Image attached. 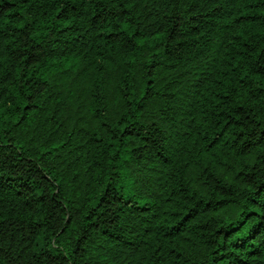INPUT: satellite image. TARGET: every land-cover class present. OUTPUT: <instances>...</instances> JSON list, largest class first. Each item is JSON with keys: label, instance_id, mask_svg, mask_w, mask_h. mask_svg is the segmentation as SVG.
<instances>
[{"label": "trees", "instance_id": "trees-1", "mask_svg": "<svg viewBox=\"0 0 264 264\" xmlns=\"http://www.w3.org/2000/svg\"><path fill=\"white\" fill-rule=\"evenodd\" d=\"M0 264H264V0H0Z\"/></svg>", "mask_w": 264, "mask_h": 264}]
</instances>
